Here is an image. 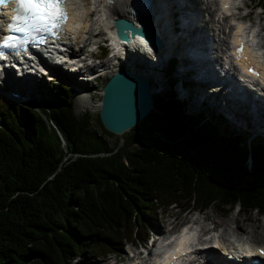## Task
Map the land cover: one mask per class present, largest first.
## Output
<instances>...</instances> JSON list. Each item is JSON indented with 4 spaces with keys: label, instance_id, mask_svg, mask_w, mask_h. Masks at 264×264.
Listing matches in <instances>:
<instances>
[{
    "label": "trees",
    "instance_id": "obj_1",
    "mask_svg": "<svg viewBox=\"0 0 264 264\" xmlns=\"http://www.w3.org/2000/svg\"><path fill=\"white\" fill-rule=\"evenodd\" d=\"M173 67L150 96V125L113 147L98 115L99 133L75 119L62 82H44L34 107L0 97V264H99L169 209L264 214V149L189 114Z\"/></svg>",
    "mask_w": 264,
    "mask_h": 264
},
{
    "label": "bare ground",
    "instance_id": "obj_2",
    "mask_svg": "<svg viewBox=\"0 0 264 264\" xmlns=\"http://www.w3.org/2000/svg\"><path fill=\"white\" fill-rule=\"evenodd\" d=\"M113 1L114 2L111 6H106L104 9H100L98 0H70L69 10L72 13V18L70 20V25L65 29V32L62 36V40L64 42H70V43L73 42L76 44L77 43L81 44V48H83L86 45V43L89 41V39H95L99 37V35H101L102 32L107 33L109 39V34L111 33L113 34V29H112L113 20L124 18L125 20L132 22L133 26L136 28L138 17L143 13H147L152 16L156 35L158 36V38L160 39L163 45L162 49L154 50L155 56L157 58H161L165 54V51L169 45L168 41L166 40V37H170V35H168L167 33L169 30V27L167 25L170 24V19H171L170 14L175 8L174 6H172L173 3H178L180 5L178 10L180 12L181 17L187 21L188 31L186 32L188 34L195 33L196 31L192 29L199 23V16L193 12V10L190 8V6H188L185 0L182 1L181 0H175V1L147 0L144 4L140 6L136 5L135 3L131 4L127 2V0H113ZM196 1L197 4L200 6V10L202 9L205 10V12L207 13L206 15L208 16V19L204 20L203 26L199 28V33L205 36V40L207 41V46H204V48L200 50V52L205 56V58L202 62H200L199 67L200 69L202 70L204 69L206 72L209 71L211 73V71L213 72L215 70V65H216V57L214 56V54L217 53L218 49H222V47L228 44V37H225L224 34L225 27L219 21V15L222 12H225L223 6L227 4V0H196ZM218 1H221V4L219 6V9H221V13H216L217 11L216 6ZM236 2L237 4H242L244 9L245 8L249 9V6L247 4H243L242 0H236ZM134 10H139L140 12L134 14L133 13ZM235 10L237 11L238 15L241 14V10L239 9H235ZM246 26L247 25H244L243 23L237 24V28L233 30V40L229 42V45L231 44L237 45L240 44V42L242 41L244 44L243 53L245 56H250L252 59L255 60V62H258V60L264 61V46L261 45L260 39L258 37V29H257L258 22L255 23V25H253L254 27L250 30L247 29ZM97 29H99L98 33H97L98 31ZM88 56L91 57L93 56L91 51L88 52ZM56 57H58V55L54 56V58ZM87 65L89 66L87 67ZM94 66L96 67L93 68ZM128 66H130V68L136 72L131 71ZM49 67L50 69H52L53 73L59 75L60 77H63L68 82L69 85H73L70 84L71 82H73V78H71V75L68 74L67 71L69 72L77 71L80 73L81 76L83 74L86 76L87 73L94 72L93 70L98 69V71H100L102 70L101 68H103V70L107 69L105 65H102L101 67L100 66L97 67V63H93V67H91L90 64L86 63L82 68L77 67L76 69H70V70H68L65 65L64 67L61 66L60 67L49 66ZM263 67H264L263 65H260L259 67L256 66L258 70L263 69V74H264ZM143 69L146 70L143 71ZM120 70H126L130 73H136L145 79L148 78L151 79L155 74L154 72L156 71L154 67L148 66L145 63L144 64L129 63V65H127L125 68ZM12 75L15 76L13 73ZM40 75H46V73L40 72ZM35 76H36L35 74L33 76L32 75L23 76L22 80L20 81H14L13 79H11V81H13L11 83L10 82L4 83L2 81L1 83H4L3 86H6L5 89L3 90L4 92H7L11 89H14L20 97L24 98V95L28 93L26 91H30ZM236 78L237 79L235 80L237 84H239V82L244 83L245 81L243 79L242 73H237ZM244 86L248 88H254L257 93L256 95L246 94V97L243 100L240 99L232 100L233 111L236 115L233 118V122L237 128L245 130V127H247L246 131L249 130L247 131L248 133L251 131L252 136H259L264 133V103L261 101V99L258 96H260L261 94L264 97V89L258 88L259 84L251 85L249 83H245ZM212 90L215 91V93L206 95L202 99L208 106L215 108L220 105V101L223 97L221 95L222 93L221 91L223 90V88L221 85L220 89H212ZM84 91L87 90L84 89ZM81 97L82 99L78 97L79 102H81L80 103V105L82 106L81 109H87V107H89L91 104V98H88L87 96H81ZM233 223L236 224L235 226L237 228L236 230L238 231V233L241 232V230H239L238 224L235 223V220H233ZM214 228L217 227L214 226ZM208 231L209 230L205 227L201 226L199 228L200 234H205ZM167 232L169 233V231ZM167 232H160L159 237L164 238V236L168 234ZM217 235L220 239L221 245H215L213 247L209 246L208 247L209 249L202 252V254L207 255L208 260L206 264H250L251 260H244L241 263H239L237 261L228 258L238 255L239 251H241L239 249L236 248L233 249L231 247V243L234 240H239V241L246 240L251 245L256 246V248L264 249V245H258L253 243V240L251 239V235H249L250 238L246 237V239H244L245 237L244 238L239 237L237 234H233L231 235L230 238H227V236L224 235V232L223 233L217 232ZM155 248H156V240H154L153 245L150 248H147L150 257L155 255ZM113 259L116 258H112L108 264H116L113 263ZM155 262L156 259L153 258V260L151 261L149 259L143 261V264H154ZM259 262L261 264H264L262 258L259 259ZM130 264H134L132 259L130 260Z\"/></svg>",
    "mask_w": 264,
    "mask_h": 264
},
{
    "label": "rangeland",
    "instance_id": "obj_3",
    "mask_svg": "<svg viewBox=\"0 0 264 264\" xmlns=\"http://www.w3.org/2000/svg\"><path fill=\"white\" fill-rule=\"evenodd\" d=\"M185 1L187 2L188 6H190V8L193 10L194 13H196L198 16H202L200 14V6L197 5L196 3H194V0H192V1L185 0ZM258 1L259 0H246V4L249 6H253V5L257 4ZM254 7L255 8H253V10H252V13H251L252 15H251L250 19H253L255 22L259 21V23L261 25H264V16L262 17V15H264V10L259 9L257 5H255ZM261 10H262V15H261ZM203 17L204 16H202V18ZM93 30H92V32H93ZM97 30H98L97 31V33H98L99 29H97ZM94 32H96V31H94ZM102 39L105 41L103 44V47L106 48L107 54L105 55V57H103L102 59H100V61H97L96 63H97V67H99V66L101 67L102 65H105L107 67V69L103 70V68H101L102 70L98 71V69L96 68L97 70H94V71H96L94 73L95 74L98 73V75H99L96 79L88 81V82H82V83L77 84V85H75V81H77V80H75L74 75L75 74L77 75L79 73H77V72L68 73L71 75V78H73V83L71 82L70 84H74L77 87H81L83 90L84 89L87 90V92H88L87 95H81V96H87L88 98H91V104L89 107H87V109H81V107H82L80 105L81 102H79L78 97L73 93L74 89H75L74 85H72V86L69 85L68 82L63 77H60L59 75H55L53 73V75L56 77V79H58L59 82L61 81L64 84V86L68 90H70V92H71L72 100H73L72 101L73 102L72 113H73L75 119H77V120L81 119V117L83 115L88 116L90 128L93 129L94 131H96L97 133H99V128L97 126L95 118L98 115V108H99L98 104L100 102V97H101V88L105 84V82L108 80V78H110V76L114 72H116L117 70L123 69L127 65H129V62L127 60H124V57L120 53L116 56L117 59L113 58V55L110 56L112 51L110 49H107V42H106V40L108 39L107 33L102 32L101 35H99V37H97L95 39H91L92 40V41L90 40L91 43L86 47V49L84 51L93 50V45L96 42H100ZM138 62H140L141 64H144L145 62L148 63L149 60L147 58H142ZM88 66L89 65H87V67ZM150 66L154 67L156 70L154 72L155 73L154 76L152 77L153 79L152 78L151 79L148 78L149 80L147 79L148 82L151 84V88L149 87V89H150V96H152L153 95L152 93L154 91H156V89L154 88L155 84H156V88L158 86L164 85L166 83L165 82L166 77H165L163 71H161L156 65L150 64ZM95 67L96 66H94L93 68H95ZM128 67L130 68V66H128ZM130 70L133 71L131 68H130ZM141 70H142V68H141ZM144 70H146V69H143V71ZM133 72H136V71H133ZM1 82H2V80H0V94L1 95L13 99V102L15 105H18L21 107H27L26 105H29L32 102L33 98H35L36 100L39 98L38 96H39V92L41 90V87L45 86L44 82H50V81L47 77H43L42 75L36 73V76L33 79V84L30 88V91H26L28 93L24 95L23 99L26 100L25 102L19 101L18 94L15 93L14 91H7L8 92L7 95H4L1 92V89H2V87H3V89H5L6 86H3L4 84L2 85ZM6 82H9V81L7 80ZM52 83H55L54 80ZM174 87H175V89H177V93H178L180 90H178V88H176V85H174ZM3 92H4V90H3ZM204 93H205V90H202L201 94H204ZM13 94L16 95V98L12 97ZM30 106H32V105H30ZM191 108L194 109V111H195V112H192L193 114H199L198 113L199 108H198L197 104H195L194 107L191 106ZM201 110L203 112V109H201ZM203 115L208 117L207 113L203 112ZM144 119L145 118H143V120L139 122L140 124L138 126L136 125L138 127V129L144 130L150 125L151 120H144ZM216 122L219 125L218 129L220 131L222 124L218 120ZM246 128L247 127H245V130H246ZM237 131L244 132L241 130H237ZM247 131H249V130H247ZM226 132H229V130H226ZM244 133H246V132H244ZM249 133L251 135V131ZM132 134H133V132H132V128H131L129 131L124 132L120 137L111 134L112 135L111 137H104V139H105V142L107 143L108 147H113L118 138H125V140L127 142H129L130 139L132 138L131 137ZM246 134L250 137V135L248 133H246ZM248 140L252 141L253 139L249 138ZM133 146H137V145H133ZM201 214L204 217L203 221H206V222L202 223L201 226L207 228L208 230L210 229L211 226H213V227L216 226L217 227L216 231L219 233L224 232V235H226L227 238H230L231 235H233V234H237L239 237H241V238L245 237L244 239H246V237L250 238L249 235H251V239L253 240V243L258 244V245H264V215H258L256 213H253V214L240 213V212H238V210H235V208L229 213H224V212H221L220 210H218L217 208H215L214 206L209 208L207 211L202 212ZM200 218H201L200 215H197L196 217H194V219H196V220H199ZM182 219L191 220L192 217H191V215H187L185 213H179V211H177L175 209H169L164 216H161L159 218V220H157V228H158V230H160V232H167L169 230H166V228H168V226H171L170 224L173 223L175 225V223H177L178 221H180ZM233 220H235V223L238 224L239 230H241V232L238 233V231L236 230L237 228L235 226L236 224L233 223ZM146 245L148 246V242H146ZM124 248L126 249V247H124ZM112 255L113 254L108 255L105 258H103L102 260H107V261L110 260L111 261L110 258H112ZM117 256L121 260H123L126 264H128V262L130 261V259L127 257L126 254H117ZM98 262H101V260L99 259Z\"/></svg>",
    "mask_w": 264,
    "mask_h": 264
},
{
    "label": "water",
    "instance_id": "obj_4",
    "mask_svg": "<svg viewBox=\"0 0 264 264\" xmlns=\"http://www.w3.org/2000/svg\"><path fill=\"white\" fill-rule=\"evenodd\" d=\"M137 25L135 28L132 22L119 18L113 20L112 29L120 42L126 43L138 36L154 50L162 49L150 14L140 15ZM98 105V119L103 129L120 137L142 121L151 109L148 80L136 73L117 70L102 86Z\"/></svg>",
    "mask_w": 264,
    "mask_h": 264
},
{
    "label": "snow or ice",
    "instance_id": "obj_5",
    "mask_svg": "<svg viewBox=\"0 0 264 264\" xmlns=\"http://www.w3.org/2000/svg\"><path fill=\"white\" fill-rule=\"evenodd\" d=\"M14 3L16 15L9 26L11 32L26 37L33 32H52L53 29H61L67 22L69 0H14ZM106 3H110V0H106ZM26 43L28 41L19 36L6 35L0 40V47H16ZM243 52L244 44L241 41L236 54L242 56ZM249 72L259 75L252 69H249ZM261 253L264 254V249H261Z\"/></svg>",
    "mask_w": 264,
    "mask_h": 264
},
{
    "label": "clouds",
    "instance_id": "obj_6",
    "mask_svg": "<svg viewBox=\"0 0 264 264\" xmlns=\"http://www.w3.org/2000/svg\"><path fill=\"white\" fill-rule=\"evenodd\" d=\"M56 75V74H55Z\"/></svg>",
    "mask_w": 264,
    "mask_h": 264
}]
</instances>
